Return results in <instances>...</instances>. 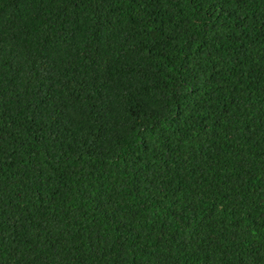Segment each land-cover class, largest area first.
Returning a JSON list of instances; mask_svg holds the SVG:
<instances>
[{
  "label": "trees",
  "instance_id": "1",
  "mask_svg": "<svg viewBox=\"0 0 264 264\" xmlns=\"http://www.w3.org/2000/svg\"><path fill=\"white\" fill-rule=\"evenodd\" d=\"M0 264H264V0H0Z\"/></svg>",
  "mask_w": 264,
  "mask_h": 264
}]
</instances>
